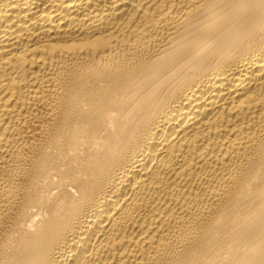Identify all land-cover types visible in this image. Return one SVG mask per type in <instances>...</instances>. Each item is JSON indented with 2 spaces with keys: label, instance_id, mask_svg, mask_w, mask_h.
Returning a JSON list of instances; mask_svg holds the SVG:
<instances>
[{
  "label": "bare ground",
  "instance_id": "1",
  "mask_svg": "<svg viewBox=\"0 0 264 264\" xmlns=\"http://www.w3.org/2000/svg\"><path fill=\"white\" fill-rule=\"evenodd\" d=\"M0 264H264V0H0Z\"/></svg>",
  "mask_w": 264,
  "mask_h": 264
}]
</instances>
